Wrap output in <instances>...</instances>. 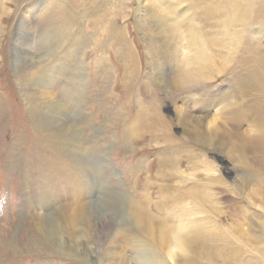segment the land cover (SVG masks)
Wrapping results in <instances>:
<instances>
[{"label":"rangeland","instance_id":"rangeland-1","mask_svg":"<svg viewBox=\"0 0 264 264\" xmlns=\"http://www.w3.org/2000/svg\"><path fill=\"white\" fill-rule=\"evenodd\" d=\"M67 1L0 0V264H102L99 255L109 244L104 225L121 211L123 202L150 209L155 220L174 233L189 201L183 191L209 187L214 177L226 182L224 187L213 184L218 190L209 192L217 210L225 214L222 219L237 222L240 217L243 228L263 234L264 175H254L250 166L264 168V11L245 22L240 15L255 14L254 0H76L75 13ZM207 6L216 13H208L212 8ZM25 15H30V23L23 30ZM141 19L152 26L170 71L177 63L203 69L192 92L181 93L176 104L158 80L155 51ZM48 20L52 25L68 23L76 40L84 42L77 59L68 55L75 40L62 49L60 42H47ZM170 25L178 31V50L168 33ZM26 36L33 43L37 66L48 72L53 92L75 105L70 123L78 127L79 148H72V138L68 141L59 128L45 129L31 117L33 103L40 104V89L23 87L15 53ZM121 43L122 51L134 57L130 64L119 51ZM80 64L86 71L78 80ZM176 105L240 132L244 140L232 142L250 149L246 152L251 160L243 161L246 152L240 150L229 156L227 150L192 141L190 126L177 119ZM136 117L141 119L134 136L125 139L127 124ZM49 137L56 138L55 147L47 144ZM85 162L96 170L94 176ZM209 167L218 173L212 175ZM235 173L248 176L241 189L234 182ZM77 204L86 205L92 222L102 217L90 236L96 245L83 242L77 248L72 241L69 215ZM185 211L192 219L185 225L191 226L198 216ZM50 223L60 227L64 240L56 248L44 230ZM221 224L219 232L231 238L232 231ZM121 226L134 229L126 221ZM126 251L130 260L137 256V251ZM251 256L258 261L254 264H262L261 256Z\"/></svg>","mask_w":264,"mask_h":264},{"label":"bare ground","instance_id":"bare-ground-1","mask_svg":"<svg viewBox=\"0 0 264 264\" xmlns=\"http://www.w3.org/2000/svg\"><path fill=\"white\" fill-rule=\"evenodd\" d=\"M254 2L257 10L255 11V14H249V13L247 14V11H245V13H242L243 10L241 9L242 14L240 16L242 19L246 20L245 22H248V20L249 22L250 20L252 21L254 18H257L258 13L264 11V5H263L264 0H254ZM78 4L76 0H68L67 8H69L70 11L75 13L77 11L76 8H78L77 7ZM237 5H239V3ZM261 7L262 9L259 12V9ZM207 8H212V7L207 6ZM204 9L205 7H203L201 11L205 12ZM214 10L215 8H212L211 10L208 11V13L215 14L216 12ZM141 18H143L142 15ZM53 22H54L53 20L47 21V26H49L45 34L47 36V42L49 43V41H51V43L53 42V44H57L58 42H60L59 43L60 46L58 48L61 47L62 49L64 47L65 42L70 43V41L75 40V43L68 50V55L73 60H75L74 58L77 59V55L79 53L78 52L79 45L80 43L84 44V42H82L81 38L80 39L77 38L76 40L75 32H73L72 28L68 23L65 22L64 25L63 24L56 25L54 23L52 25ZM141 22H142L143 31L151 39L150 45L152 47L150 45L149 47L150 49L152 50L154 49L155 51L153 54L157 63L156 65L157 75L160 77L158 80H160V82L164 85V86L161 85V87H165L170 91L171 94L174 95L173 103L176 104V101L178 99L182 100L180 97L181 93L192 92V88H193L192 86L195 84V82H197L200 79L199 77L203 75L202 73L203 69L202 68L199 69L197 67H185L183 66V64H178L176 62L177 64L174 65V67H176L175 69L176 71L175 70L170 71V67L163 62L164 59L163 54L160 53L159 47L156 45V41L154 40L156 36L153 35V31L151 28L152 26H150V24L147 23L145 20L141 19ZM29 23H30V15L29 16L25 15L24 20L20 25V27L24 30L26 25L27 24L29 25ZM22 29H21V33L19 34V37H21V34L23 32ZM177 32H178L177 29L173 26H171L168 29L169 36L173 38V43L176 49L178 50L179 44L176 41ZM29 40L30 39L28 36H26L25 39H23V37L20 38V40L18 41L19 43L16 44L15 49L17 51L15 53H16V69L20 75L19 79L21 80V82L23 81V87L37 88L38 90L40 89L39 94L36 95L37 100L38 101L40 100V104L36 105L35 103H33V108L32 110L30 109L31 117L37 122V124L38 122L42 124L45 129L51 128V125H54L55 127L59 128L62 132H64L65 137L68 139V141L69 138H72V145L70 146H72V148L74 147L79 148V146L81 145L79 144L80 137H78L79 136L78 127L75 126L73 123H70V119L73 111L76 112V108L74 107L75 105H73V103L70 104L65 99L61 101L59 99V96L53 92L52 87H50L49 85L50 82H48V74H47L48 72H46L45 67L37 66V63L35 62V56H33V50H34L33 43H31V41ZM121 46L122 43L120 45L119 51L122 53V56L126 64H130L134 57L131 52L129 53L127 52V50L122 51ZM188 50L189 49H187V51ZM185 52L183 54H185ZM170 61L172 60L170 59ZM76 71H77L76 73L77 79L79 80L80 72L82 74H85L86 68L83 64H80L79 66L76 67ZM82 74L80 75L83 76ZM161 83H159V85ZM38 108H40L39 113H37ZM174 108L176 109V116L177 119L179 120V123H182L183 125L186 123L187 125L190 126L189 127L190 129L189 128L187 129V134L189 133L192 141L197 142L198 144L200 143L209 146L213 150H218V151L227 150L229 156L232 154V152H237L240 150L242 153L243 152L245 153L246 150L247 151L250 150L247 148L244 151L242 150L243 147L241 148L239 145H237V142L233 143L234 141L232 139H238L239 141L240 140L243 141L244 138L240 134V132L233 130L231 127L227 125V123L219 122L215 119L207 121L205 118H203L204 116L203 117L202 116L198 117L197 115L194 116L190 114L188 110L184 109L183 106L179 107L176 105V107L174 106ZM141 117L140 118L136 117L134 121H131V123H129L130 124L129 126L127 124L125 128V132H126L125 139H127L128 137L130 139V137L134 136V133L138 126V122L140 121ZM203 126L207 128L208 130L207 133H204L202 131ZM76 138H77L76 140L77 142L75 141ZM54 140L56 141L55 137H49V139H47L46 141L48 145L55 147L57 144ZM247 155L248 154L246 152L242 156L243 161L248 162L251 160V158L250 159L247 158ZM85 157H87V155ZM85 163H83L84 168L87 170L86 168L87 163L86 164ZM87 167L89 169L88 173L94 176L93 173L96 174V170L90 168L88 164ZM250 167L254 169V175L255 174L257 175V173H259L260 175L262 174L264 175V168L261 165L255 164ZM210 169L212 175L214 174L213 173L214 171L218 173L217 170H214V168L209 167V170ZM83 172H85V170ZM247 177H248L247 174L246 177L236 174L234 178V182L239 189L242 188V181L243 182L246 181ZM211 182L212 185L209 183L211 185L209 187H206L205 185L194 186L191 189H186L183 191L185 197L189 199V201L187 202L183 201L186 204V207L184 209L192 211L193 215L194 216L197 215L198 217L192 224H189L191 226L186 227L185 223L186 222L188 223L192 219L190 220L187 219L185 215L186 211L183 210L184 212L178 215L179 217L178 219L179 223L177 224L178 228H174L175 230L174 233H171L170 229L158 223L155 220V215L150 209L147 210L143 208L137 202L136 203L130 201L123 202V207L121 211L117 215H114L113 217H108L107 214H104L103 216L106 218L108 217V221H109L106 225H104L105 227L104 235L106 240H108L109 244L107 248L103 250H101L100 248L101 243L99 244L98 250L102 251V253L99 255L101 257L100 259L102 261L101 263L102 264H115V263L116 264H134V263L137 264H254V260L256 262L258 261L254 259L253 256L251 255H255V258L256 255H258L261 256L262 264H264V233L263 234L253 233L252 227L250 229L248 228V226L246 228L245 227L243 228L242 227L243 224H240V217H238L239 219L237 222L235 220L229 221L226 219L225 220L222 219V215L225 214L219 212L220 210L219 211L217 210V207L215 205L216 203H214L211 200L209 192L213 193V191L215 192L216 190H218V188L214 187L213 184H217L220 185L221 187H224L226 186V182L223 181V179H221L220 177L211 178ZM248 183L249 182H247V184ZM199 215H201V217H199ZM69 216H70L69 217L70 222L73 225V230H74L73 231L74 235L72 234L73 235L72 241L74 245L77 248H81L83 242H86L87 245L91 243H93V245H96L95 242L90 241L91 240L90 236L94 235V231H95L94 229L96 225L98 226L102 217H98L95 219L94 222H92L91 218L86 216L85 204L84 205L79 204L78 206H76ZM119 217L121 218L120 221L117 220V218ZM123 221L130 223V225H132L134 229L131 230L126 228V226H121V223ZM221 222L225 224V226H228L230 232L232 231L231 234H233V236L231 238H226L223 235L224 233L221 234L219 232L221 230L220 226H222ZM84 226L87 228H85ZM260 226H262V224ZM44 230H45V234H47L48 236L47 239L50 240L48 242L52 247L56 248L61 246L64 240L62 238L61 229L56 223H50V226L46 227ZM242 248L250 250V254L248 253V251H245L246 253H244V251L241 250ZM126 250L137 251V256L135 257V259L130 260L127 257L128 253L126 254L127 252ZM242 255H249V259L246 258L245 260ZM131 257H133V255ZM105 259H107L106 263H104Z\"/></svg>","mask_w":264,"mask_h":264}]
</instances>
